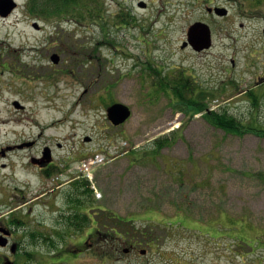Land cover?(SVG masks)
I'll return each instance as SVG.
<instances>
[{
	"label": "rangeland",
	"instance_id": "rangeland-1",
	"mask_svg": "<svg viewBox=\"0 0 264 264\" xmlns=\"http://www.w3.org/2000/svg\"><path fill=\"white\" fill-rule=\"evenodd\" d=\"M28 1L16 0L0 18V229L17 246L0 248V264H264V137L252 131L264 127V7L83 0L101 9L103 32L96 21L31 17ZM121 13L135 20L118 23ZM195 22L212 34L211 48L199 53L180 47ZM172 79L206 93L204 109L188 113L171 100L161 86ZM113 103L131 112L118 127L106 117ZM225 113L242 132L218 126ZM44 144L55 162L72 163L39 171L29 156ZM85 181L93 196L82 211L90 220L77 232L65 223L66 196ZM13 217L22 224L11 226ZM98 232L119 238L98 245Z\"/></svg>",
	"mask_w": 264,
	"mask_h": 264
},
{
	"label": "trees",
	"instance_id": "trees-1",
	"mask_svg": "<svg viewBox=\"0 0 264 264\" xmlns=\"http://www.w3.org/2000/svg\"><path fill=\"white\" fill-rule=\"evenodd\" d=\"M83 0H42V2L48 6V9L45 10V7H42L41 10L37 7L36 2L33 0L34 4H32V1H28V14L31 17L34 18H40L44 20V22L50 21V16L54 14L55 16H59L60 20L59 21H66V20H72L75 21L76 23H85V22H91V21H96L97 24L101 27V30L108 31L107 29V24L104 21V14L102 13L101 9L96 5L94 2L93 6H88L86 3L83 4ZM240 4H242L244 7H255L257 8H262L264 7V0H238ZM254 10V9H250ZM50 11V12H49ZM246 10H243L245 12ZM249 11V10H248ZM241 14H244L240 10ZM247 12V11H246ZM120 14L117 16L118 23H122V21L126 24L130 21H134V17H132L130 14L127 15L126 17ZM247 16H255L253 11H249ZM105 43V42H104ZM114 48V47H113ZM155 73V72H154ZM158 74L160 72H157ZM173 84H175L174 88L172 89H167L166 86H161V90L164 93H167L170 91L173 94V99L178 101L179 105H181L182 109L184 111L190 113L194 112H199L204 107L207 105V95L204 92H196L193 88L191 87L190 84L187 83L186 80L182 79H172ZM211 97L215 95V93H210ZM251 102L254 107L257 106L258 103H256L257 98L255 96L252 97L251 95ZM182 102V103H181ZM206 105H204V104ZM176 106V105H175ZM215 122L218 124V126H224L228 132L234 133V134H239L242 132V129L245 127L241 121L237 120L235 117H232L231 115H228L227 113L225 114H219V117L215 119ZM217 127V126H216ZM256 128H252V131L257 133L258 135H261L264 137V127L259 128L258 126H255ZM156 148L158 150H161L162 147L168 145V140L164 139L162 141H156ZM76 189H81L80 192L78 193H73L70 192L67 194L66 198H69L71 200L72 205H70L71 208V214L68 215V221L65 222L69 227L73 228L75 231L80 232L84 230L87 227V223L90 220V217L82 211V208L86 205L85 203H91L92 202V196H93V191L90 188V184L88 181H85L84 183L80 184L79 187ZM88 203V204H89ZM20 222L17 218L13 217L11 220H9V224L13 226L14 224H17ZM22 224V222H20ZM235 227V229H237ZM108 234V232L100 233L98 232V239L97 244L101 245V243L105 242L108 243L110 238H119V233H113ZM121 237V236H120ZM127 238H124L122 236V242L126 240ZM44 242V241H43ZM251 242V241H250ZM130 243L131 245L134 244V242H127ZM129 244V245H130ZM54 246V244L52 243ZM136 246V245H135ZM137 247V246H136ZM110 255V247H105L100 251V259H103L104 262H106L109 258ZM1 262V258H0ZM8 259L5 258V261L3 264H8Z\"/></svg>",
	"mask_w": 264,
	"mask_h": 264
},
{
	"label": "water",
	"instance_id": "water-1",
	"mask_svg": "<svg viewBox=\"0 0 264 264\" xmlns=\"http://www.w3.org/2000/svg\"><path fill=\"white\" fill-rule=\"evenodd\" d=\"M16 2L14 0H0V16L5 18L7 17L15 8H16ZM142 8L145 7L144 4H140ZM215 13L216 16L219 17H225L228 13V11L225 8L222 7H216L214 9H208V12ZM264 33V29H263ZM186 41L181 45V49L189 46L194 51L200 52L206 49H209L212 44L211 39V30L209 26L202 22H195L192 24L187 31V37ZM59 60V57L57 55H54L51 57V61L54 64H57ZM130 110L128 107L121 103H115L108 107L106 110V115L108 121L113 126H119L122 125L129 117H130ZM89 138H86L85 141H89ZM19 148H22V146H19ZM0 232L5 233L6 235L9 234L8 231L0 229ZM7 245L6 238H3V236H0V247H5ZM15 251V246L12 245L11 252ZM128 249H125L124 252L126 253ZM141 253H144V251H141Z\"/></svg>",
	"mask_w": 264,
	"mask_h": 264
},
{
	"label": "flooded vegetation",
	"instance_id": "flooded-vegetation-1",
	"mask_svg": "<svg viewBox=\"0 0 264 264\" xmlns=\"http://www.w3.org/2000/svg\"><path fill=\"white\" fill-rule=\"evenodd\" d=\"M14 11H12L11 12V14L13 13ZM10 14V15H11ZM9 15V16H10ZM0 18H2V17H0ZM3 19V18H2ZM39 30L41 29V27L40 28H38ZM185 49H187V48H185ZM184 49V50H185ZM160 74V73H159ZM174 82H173V80H166L165 81V86L167 87V89H172V88H174V86H175V84H173ZM259 85V83L257 84V85H255V86H258ZM254 86V87H255ZM35 144H34V142H29L28 143V147H31V146H34ZM56 146L58 147V148H60V145L59 144H56ZM24 150V149H23ZM20 151H22V150H20ZM39 154H36V156H34V157H32L31 155L29 156V158H30V160H29V162L35 167V168H37L39 171H45V170H49V171H51L52 172V170L53 169H55L56 171H60V170H62V168L63 167H65L66 165H70L71 163H72V158H69V157H67V158H65L64 160L63 159H61V160H59L60 162H62L63 161V164H58V161H56L55 162V160H54V150H53V148H52V146L51 145H47V144H44L43 145V148L38 152ZM75 154H76V152H75ZM74 154V155H75ZM4 155V154H3ZM62 183H60V185H61ZM4 230H6V229H4ZM0 236H3V238H6V241H8V244L4 247V249L5 248H7V247H9V250L11 249V247H12V245H14L15 247H16V243H13V242H11V232H10V234H8V235H6L5 233H3V232H0ZM88 238V237H87ZM87 240H89V239H87ZM87 240L83 243L84 244V246H86V245H88V242H87ZM89 246H90V244H89ZM131 248H130V250H129V252L130 251H134L137 247H135V246H130ZM128 252V253H129ZM11 263V262H10ZM10 263H8V264H10Z\"/></svg>",
	"mask_w": 264,
	"mask_h": 264
}]
</instances>
